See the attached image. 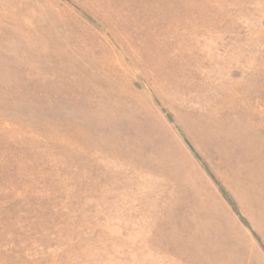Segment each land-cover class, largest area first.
Returning a JSON list of instances; mask_svg holds the SVG:
<instances>
[{"label": "rangeland", "instance_id": "374dc122", "mask_svg": "<svg viewBox=\"0 0 264 264\" xmlns=\"http://www.w3.org/2000/svg\"><path fill=\"white\" fill-rule=\"evenodd\" d=\"M0 264H264V0H0Z\"/></svg>", "mask_w": 264, "mask_h": 264}]
</instances>
